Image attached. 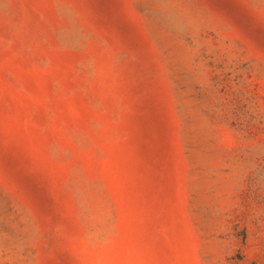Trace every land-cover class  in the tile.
<instances>
[{"label":"rangeland","instance_id":"obj_1","mask_svg":"<svg viewBox=\"0 0 264 264\" xmlns=\"http://www.w3.org/2000/svg\"><path fill=\"white\" fill-rule=\"evenodd\" d=\"M0 264H264V0H0Z\"/></svg>","mask_w":264,"mask_h":264}]
</instances>
